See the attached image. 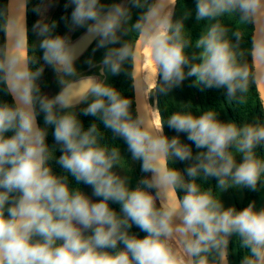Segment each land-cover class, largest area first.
<instances>
[{"label":"clouds","instance_id":"obj_1","mask_svg":"<svg viewBox=\"0 0 264 264\" xmlns=\"http://www.w3.org/2000/svg\"><path fill=\"white\" fill-rule=\"evenodd\" d=\"M178 2L67 0L69 32L84 29L81 40L96 41L93 54L105 50L99 63L85 60L98 75L76 66L81 40L54 34L57 21L46 16L53 0L32 9L40 16L35 41L29 0L0 3V92L12 98L0 102V264H230L234 253L240 264H264V207L252 201L238 210L221 199L233 188L264 189V120L225 122L216 108L197 115L191 103L165 118L159 107L160 97L194 78L200 91L226 90L224 103L240 112L255 91L264 114V0H196L195 20L204 25L195 40L185 27L192 11L181 5L176 18ZM133 8L141 10L134 22ZM45 66L59 85L55 95L42 91ZM121 73L135 111L133 98L109 82ZM81 114L95 121L85 128ZM101 124L140 162L146 175L134 188L129 160L105 141ZM165 125L198 151L166 135ZM49 127L58 147L46 142ZM209 178L215 189L204 186ZM233 238L238 247L230 249Z\"/></svg>","mask_w":264,"mask_h":264},{"label":"trees","instance_id":"obj_2","mask_svg":"<svg viewBox=\"0 0 264 264\" xmlns=\"http://www.w3.org/2000/svg\"><path fill=\"white\" fill-rule=\"evenodd\" d=\"M188 1V0H179L178 5L182 4L183 2ZM4 0H0V3H3ZM40 0H29L28 3V11H27V26L29 29V37L30 40H32V25L33 22L31 18L33 19L35 12L32 11L34 7H36L39 4ZM67 3V0H59L58 5L52 14L50 20H55L57 21V28L55 30L54 34H61L64 35L66 32V23L65 20L62 19V17H65L69 15V12L71 10L72 6H69L67 9L64 7V5ZM178 7V6H177ZM141 10H137L136 13L133 15V22L138 18L139 12ZM204 25V22H197L193 20V23L189 26L187 29L193 40L198 39L199 35L201 33L202 27ZM3 34L0 33V41H2ZM245 43L250 46V38H246ZM42 55V52L39 53ZM42 63V61H41ZM119 76V75H117ZM114 76L112 79V85L116 88H119L121 86V92L124 96L133 98L132 94V89H131V82L129 78L124 74L121 73V79L120 77ZM194 78H188V86L190 90H184L183 95L185 96L187 103H191L193 105L192 109L194 110V96L191 94H195L199 101L202 103L204 106V109H209V108H216L218 112H220L219 119L224 121V119H229V120H234L238 124H242L244 122V118L242 115L248 114V119L250 120L253 115L261 116V119L264 120L263 114L260 112V108L258 105V97L255 91H253L250 94V99L248 105H246L240 112L238 109H233L229 108L227 104L224 103L225 97H226V90L224 89H206L204 91H200L196 87L190 86L192 84V80ZM191 92V93H190ZM7 101L9 103H12V100L9 95L4 94L3 92H0V102ZM171 92L169 93L168 97H160V112L161 115L164 116L165 118L170 115V110H171ZM223 107V109L221 108ZM133 111H134V104H133ZM40 115L38 116V123L40 124ZM80 119L84 123L85 128H87L92 122L95 121L94 117L91 116H84L83 114L80 115ZM101 131L105 132V141L107 143H115L120 147L119 143V138L113 139L112 133L110 130L104 129L103 125H100ZM165 134L168 135L169 137L173 136V130L168 128L167 125H165ZM189 144L191 145V142L189 141ZM193 147V152L195 153L198 151L195 149L194 145H191ZM62 154V153H61ZM264 154V153H262ZM176 167L180 168L183 170L185 167L183 166L182 162H177ZM56 174H63L61 167L57 164L53 170ZM69 183L70 187L75 188L76 187V182L74 178L69 177ZM82 185V184H81ZM80 185V186H81ZM262 189H259L257 191H252L250 189L244 188L243 193H244V199L239 207L238 210L243 209L246 207L249 203L252 201L256 202V207H258L260 195H261ZM110 205L113 209H115L117 212H119V205L115 203H111ZM131 232L137 234L140 238H143L146 233L140 231V229L136 226H133L131 229ZM122 246V245H121ZM238 245L235 243V238H233L232 244H230V249L236 248ZM242 258V253H234V260L232 264H240V260Z\"/></svg>","mask_w":264,"mask_h":264},{"label":"rangeland","instance_id":"obj_3","mask_svg":"<svg viewBox=\"0 0 264 264\" xmlns=\"http://www.w3.org/2000/svg\"><path fill=\"white\" fill-rule=\"evenodd\" d=\"M58 2H59V0H53L52 5L48 8L47 13H46V16H47L48 19H50L52 14L54 13V11H55V9H56V7L58 5ZM101 2L102 3H106V4H110L112 2H122L123 3V2H126V0H101ZM195 3H196V0H188V1L183 2L180 5H177L178 7L176 9V18H178L182 14V10L183 9H182L181 5L187 7L189 10L192 11V16L185 22L186 29H188L189 26L193 23V20H194V17H195ZM73 7L74 6L71 7V10H70L69 15H68L69 20H70V15H71V11H72ZM137 10L138 9H135V8L132 9L133 15L136 13ZM38 19H40V16L37 13H35L33 19L31 18L33 24ZM226 23H229L230 27H234V25L231 24L230 22L226 21ZM81 31L83 32L84 29H77L75 31L69 32L68 27H66L65 34H69L71 36L72 40L75 42V38H74L75 36H73V35L75 34V32L77 34V33H81ZM37 39H38V37L36 36V34L32 32V41H35ZM95 43H96V41L93 40L91 42V44L89 46H87V48L85 49V52L82 53V55L80 56V58L78 59L77 64H76L78 70L84 72L85 74H97V75L99 74V69L98 68L89 69L88 65L85 63V60L88 59L89 57L93 58V60L96 63H99V61L101 60L105 50L104 49H99L93 54L92 48L95 47ZM242 46L243 47H249V45L246 44L245 41H244ZM249 60H250V57H249ZM111 78H112V76L110 77L109 82H110ZM40 83H41V86H42V91L45 94H48L49 96L55 95L59 91V85L56 82L54 71L51 69L50 66H45V72L43 74V77L41 78ZM187 89L190 90L189 86H188V81L185 80L180 87L174 88L171 91V104L172 105H171L170 114L175 112V111H177V110H179L178 106L180 104H188L185 96L183 95V91L187 90ZM191 94L194 96V100H195L194 101V110L192 109V111L195 114L199 115L200 113H198L196 111L197 108H199L201 111H203V110H205L204 106L199 101L197 96H195V94H193V93H191ZM224 121L225 122L229 121V119H224ZM42 127H45L44 122L42 123ZM53 131H54V128H52V127L48 128L49 134H48V136L46 138V142L50 146H56L55 145V141H54V137L52 135ZM173 135H179L181 140H182V142L189 143V141L186 138V134H184V133H176L173 130ZM119 143H120V148H121L122 155L126 159L129 160V163H130V166H131V169H132V171L130 173H128L131 176L130 186L134 188L136 186L138 180L140 178H142L146 174L141 172V170H140V162H132L131 161V154L127 151V146H126V144L123 142V140L121 138H119ZM56 147H58V146H56ZM55 155H56V153H55ZM56 157H57V155H56ZM237 159L240 160L241 157L238 156ZM51 163H52V167H53V170H54V167L56 166V163H55V161H52ZM189 163H191V162L190 161L182 162V164H183V166L185 168L187 167V165ZM200 182H202V180L198 179V183H200ZM204 186L205 187H213L215 189L216 179L215 178H209V180L204 183ZM80 188L87 195H89L94 201L100 199L98 197L92 196V189H91L90 186L82 184L80 186ZM221 199L224 202L225 207L235 206L237 209H239V207L241 206V204L243 202V199H244L243 189H235V188L229 189V190H227V191H225V192H223L221 194ZM110 207H111V205H110ZM261 207H264V189H262L257 209H259ZM121 247H123V246H121ZM229 260H230V264H232L233 260H234V254L230 255Z\"/></svg>","mask_w":264,"mask_h":264},{"label":"flooded vegetation","instance_id":"obj_4","mask_svg":"<svg viewBox=\"0 0 264 264\" xmlns=\"http://www.w3.org/2000/svg\"><path fill=\"white\" fill-rule=\"evenodd\" d=\"M81 32H82V31H81ZM79 34H80V33H77V34H76V32H75V34L73 35V36H75L74 38H76ZM113 77H114V76H112V78H111V80H110V83L112 82ZM117 77H120V79H121V74H119V76H117ZM111 84H112V83H111ZM117 89L121 91L122 88H121V86H120V87L117 88ZM40 116H41V117H40V124H39V125L42 127V123H43V113H41ZM56 155H57V158H58L59 155H61V152H60V151H57V152H56ZM56 165H57V164H56ZM54 168H55V167H54Z\"/></svg>","mask_w":264,"mask_h":264},{"label":"water","instance_id":"obj_5","mask_svg":"<svg viewBox=\"0 0 264 264\" xmlns=\"http://www.w3.org/2000/svg\"><path fill=\"white\" fill-rule=\"evenodd\" d=\"M80 40H81V38H80ZM91 43H88L87 42V40H81V46H82V48L84 49L83 50V52H85V49L87 48V46H89ZM132 94H133V101H134V111H135V93H134V91L132 90ZM10 98H11V96H10ZM11 100H12V98H11ZM138 102H139V100H138ZM263 116H264V114H263Z\"/></svg>","mask_w":264,"mask_h":264},{"label":"crops","instance_id":"obj_6","mask_svg":"<svg viewBox=\"0 0 264 264\" xmlns=\"http://www.w3.org/2000/svg\"><path fill=\"white\" fill-rule=\"evenodd\" d=\"M84 32H85V30H84L83 32H81V33L75 38V41L80 40V38H82V37L84 36Z\"/></svg>","mask_w":264,"mask_h":264}]
</instances>
